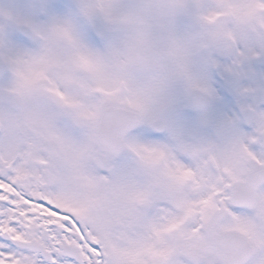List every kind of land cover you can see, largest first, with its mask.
I'll return each instance as SVG.
<instances>
[{
  "label": "snow or ice",
  "instance_id": "1",
  "mask_svg": "<svg viewBox=\"0 0 264 264\" xmlns=\"http://www.w3.org/2000/svg\"><path fill=\"white\" fill-rule=\"evenodd\" d=\"M0 264H264V0H0Z\"/></svg>",
  "mask_w": 264,
  "mask_h": 264
}]
</instances>
